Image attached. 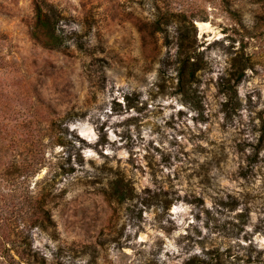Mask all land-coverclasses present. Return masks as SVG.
<instances>
[{
    "label": "rangeland",
    "instance_id": "374dc122",
    "mask_svg": "<svg viewBox=\"0 0 264 264\" xmlns=\"http://www.w3.org/2000/svg\"><path fill=\"white\" fill-rule=\"evenodd\" d=\"M0 264H264V0H0Z\"/></svg>",
    "mask_w": 264,
    "mask_h": 264
},
{
    "label": "trees",
    "instance_id": "16d2710c",
    "mask_svg": "<svg viewBox=\"0 0 264 264\" xmlns=\"http://www.w3.org/2000/svg\"><path fill=\"white\" fill-rule=\"evenodd\" d=\"M37 24L34 32L38 40H43L46 44L53 47H61L63 44L62 38L56 34L54 21L49 14L42 11L40 5H36ZM184 77V72L181 73V78ZM182 82V79H181Z\"/></svg>",
    "mask_w": 264,
    "mask_h": 264
},
{
    "label": "bare ground",
    "instance_id": "6f19581e",
    "mask_svg": "<svg viewBox=\"0 0 264 264\" xmlns=\"http://www.w3.org/2000/svg\"><path fill=\"white\" fill-rule=\"evenodd\" d=\"M206 25H208V24H206ZM84 132L85 133H89V134H92L93 133V131L91 130V128H90V130L89 129H84ZM83 134V133H82Z\"/></svg>",
    "mask_w": 264,
    "mask_h": 264
},
{
    "label": "water",
    "instance_id": "95a60500",
    "mask_svg": "<svg viewBox=\"0 0 264 264\" xmlns=\"http://www.w3.org/2000/svg\"><path fill=\"white\" fill-rule=\"evenodd\" d=\"M83 136H86V135L83 134Z\"/></svg>",
    "mask_w": 264,
    "mask_h": 264
}]
</instances>
